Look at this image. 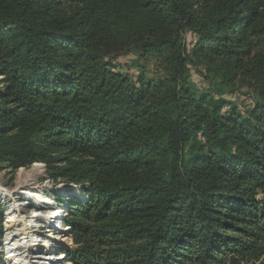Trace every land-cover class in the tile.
Instances as JSON below:
<instances>
[{
  "label": "trees",
  "instance_id": "1",
  "mask_svg": "<svg viewBox=\"0 0 264 264\" xmlns=\"http://www.w3.org/2000/svg\"><path fill=\"white\" fill-rule=\"evenodd\" d=\"M36 162L72 264H264V0H0V164Z\"/></svg>",
  "mask_w": 264,
  "mask_h": 264
},
{
  "label": "rangeland",
  "instance_id": "2",
  "mask_svg": "<svg viewBox=\"0 0 264 264\" xmlns=\"http://www.w3.org/2000/svg\"><path fill=\"white\" fill-rule=\"evenodd\" d=\"M118 62H119L118 64L120 66H123V68L126 69L129 74H134L136 71H140V70H145L149 75L163 74L165 72L164 68L161 65V57L151 56V57L145 58V57L140 56L135 51H131V52L126 53V54H120L118 57ZM199 68H201V67H199ZM188 72H189L188 74H189V78H190L191 82L193 84H195V86L199 85L201 83V77L198 73V69L192 65H189ZM235 94L242 95L243 97H247V95H250L253 99H255L253 93L249 92V90L246 87H241V88L237 89ZM20 170H25L27 172H33V171L36 172L37 171L36 173H38V175H37L36 179L34 180V183L31 185L32 186L31 188H35L38 186V189L41 190L40 193L42 196H44V193L47 190V194H48L47 196H48L49 200L52 201L53 199H55L56 203H58L61 206L66 208V210H63V213H66L67 208H68V205L64 201L69 196V192L76 195L75 197H78V198L83 197L82 192L78 191V189L75 185L69 187V184H67V183L61 184V183H52V182L48 181L46 176H45V168L43 167L41 169V167L38 164H33L27 168L19 169L14 173L11 172L10 169L5 168L4 165L0 164V186H1L0 187V197H4L5 199H7L12 204V207H13L9 220L20 219V218H22V217H20L21 216L20 214L22 213V211H24L23 213L25 215V213H31L30 210L32 209L31 207L27 206L24 199H20V198H25V199L29 198L27 195L23 194L20 197L18 196L19 195L18 192L22 191L21 188L20 189L16 188V186H17L16 180H17V176H18V173ZM31 188H28V189H31ZM1 189L2 190L5 189V191L8 189L12 190V191L17 190L16 193L18 195L14 194V197H10L9 195L7 196V193L5 191L3 192ZM28 189L26 190L27 192H29ZM32 190H34V189H32ZM57 197L62 199L60 203L58 202L59 199L57 200ZM11 198H12V200H11ZM16 199H17L18 204L16 203ZM50 205L55 206L54 204H51V203L46 205V206H50ZM15 208H18L19 210L21 209L20 212L13 213V212H15ZM7 210H8L7 208L0 209V211L2 213H5ZM51 212L59 213V208L58 207L57 208H51L49 210L48 214ZM34 216L36 217V215H34ZM35 217H33V218H35ZM57 220H59V217L55 221H57ZM19 227H23V225L21 224ZM61 227L63 229V226H61ZM63 230H66V229L64 228ZM17 234H16V236H13L11 239H13L14 237L18 238V241H17V243H18V242H20L19 240L23 239V237L20 238L19 235L25 236V234L20 233V232H18ZM60 235H62L60 238L65 237L66 232L64 234H63V232H61ZM62 239H64V241H65L66 237L62 238ZM28 240H31L30 236H28ZM29 243H31V242H29ZM22 256H24V253ZM20 261H23L26 263V260H24V258H22Z\"/></svg>",
  "mask_w": 264,
  "mask_h": 264
},
{
  "label": "built area",
  "instance_id": "3",
  "mask_svg": "<svg viewBox=\"0 0 264 264\" xmlns=\"http://www.w3.org/2000/svg\"><path fill=\"white\" fill-rule=\"evenodd\" d=\"M33 164H38L41 167V169L43 167L45 168L43 163L36 162ZM20 169H24V168H20ZM47 180L49 181L48 178ZM47 195L48 194L46 190V192L44 193V196L45 198L48 199ZM0 198H1L0 199V209L2 208L8 209L5 213H2L0 211V260L2 261L3 264H27L23 261H20L22 258H24V260H27L25 256H22L23 253H21L24 250L26 254L32 257L33 264H72L67 259V256L64 252V249L69 245V242H70V230H71L70 226H68L64 221V218L67 214V211L66 213H63V210H66L65 207L56 203L55 199H53L52 201L48 199L51 204L55 205L54 207H49V206H46L44 203L41 202V200H38L37 198H26V199L20 198V199H24L27 206L31 207L32 209L30 210L31 213H25V215L23 213L24 211H22V213L20 214L21 215L20 217L22 218L16 221L15 223L16 226L19 227L23 222H28L32 217H35L34 215H36L35 217L36 220L35 222H33L31 226L34 229V232L31 236V239L32 240L34 239V241H32V245L29 246L28 248L26 247L22 250H18L19 248L18 243H17L18 238L16 237H14L13 239L7 238L9 235H11L9 234L10 230L7 228V223L10 219L11 211L13 208L12 204L4 197H0ZM16 203L18 204L17 199H16ZM57 207L59 208V214H60L59 224L60 226H63L66 229V235H65L66 239L63 242L54 241L48 236L46 237V234H49L51 232L50 229H52L53 231L54 229L49 226L48 222L45 220V217L48 216V212L51 208H57ZM51 220H53V217L51 218ZM36 230L37 231L41 230L42 233L36 234L35 233ZM19 237L20 238L23 237L22 240H24V236L19 235ZM65 237H62V238H65ZM28 242H31V241L29 240ZM23 243L25 244V242ZM9 247H15L16 251H10L8 249ZM53 247L54 249L55 247L58 249L53 251L52 250ZM7 255L9 257L13 255V258L7 259L6 258ZM49 256L52 258V261L49 260Z\"/></svg>",
  "mask_w": 264,
  "mask_h": 264
},
{
  "label": "bare ground",
  "instance_id": "4",
  "mask_svg": "<svg viewBox=\"0 0 264 264\" xmlns=\"http://www.w3.org/2000/svg\"><path fill=\"white\" fill-rule=\"evenodd\" d=\"M36 172L35 171H33V172H27L25 170H20L19 171L18 176H17V180H16L17 181L16 188L17 189H20V188L22 189L21 192H18L19 195L16 193L17 190H15V191L13 190L12 191V190H9L10 188L8 190H6V191L5 190H2V189L1 190L3 192L5 191L7 193V196L9 195L10 197H14V194L15 195H18L19 197L24 194V195H27L29 198H37L38 200H41V202L44 203L45 205L50 204L49 200L47 198H45L44 196L41 195V193H40L41 190L38 189V186L35 187V188H31L32 187L31 185L34 183V180L36 179V177L38 175V173H36ZM71 186H74V185L69 184V187H71ZM28 188H31V189H28ZM27 189H28L29 192L26 191ZM32 189H34V190H32ZM11 200H12V198H11ZM49 207H54V206L53 205H50ZM20 210L18 208H15V212H13V213H18V212H20ZM58 215H60V214L57 213V212H51V213L48 214L47 217H45V219L48 222L49 226L54 229V231L52 229H50L51 232L49 234H46V237L48 236L49 238L53 239L54 241H62L63 242L64 239L60 238L62 236V235H60V233L63 232V234H64L66 232V230H63L64 227L62 229V227L59 224V220L55 221L56 219H58V217H60ZM52 217H53V220H51ZM35 219L36 218H33L32 217V219L29 220V222H27V223L26 222H23L22 223L23 227H17L16 226L15 223H16V221L18 219H11V220L8 221L7 228L10 230L9 234H11V235H9L7 237L8 239H11L13 236H16V234L18 232L25 234V236L23 235L24 236V240L21 239V240H19L20 242H18V246H19L18 250H22V249H24L26 247L28 248L29 246L32 245V241H34V239L33 240L31 239L30 240L31 243H29L28 242L29 241L28 240V236L31 237V235L34 232V229L31 226H32L33 222H35L34 221ZM35 233L36 234H41L42 231L41 230H38V231L36 230ZM56 234H58V235H56ZM23 242H25V244ZM8 249L10 251H16V248L15 247H9ZM57 249L58 248L55 247V249H54V247H53L52 250L55 251ZM22 253H24L25 258L28 259V260H26V263L27 264H33L32 257L29 256L28 254H26L25 250L22 251ZM13 255L11 257H9L7 255L6 258L7 259H9V258L12 259L13 258ZM49 260L52 261V258L50 256H49Z\"/></svg>",
  "mask_w": 264,
  "mask_h": 264
},
{
  "label": "water",
  "instance_id": "5",
  "mask_svg": "<svg viewBox=\"0 0 264 264\" xmlns=\"http://www.w3.org/2000/svg\"><path fill=\"white\" fill-rule=\"evenodd\" d=\"M61 184H62V183H61ZM61 184H60V185H61Z\"/></svg>",
  "mask_w": 264,
  "mask_h": 264
}]
</instances>
